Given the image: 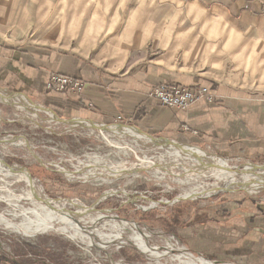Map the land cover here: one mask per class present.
Returning <instances> with one entry per match:
<instances>
[{
  "label": "rangeland",
  "instance_id": "1",
  "mask_svg": "<svg viewBox=\"0 0 264 264\" xmlns=\"http://www.w3.org/2000/svg\"><path fill=\"white\" fill-rule=\"evenodd\" d=\"M8 3L0 0V30L3 31L2 34L0 32V85L6 89L0 97V136L7 135L19 146H13L8 138L5 139L0 146V158L9 166L17 165L19 170L28 167L37 189H28L30 194L21 196L16 207L17 212L27 214L28 222L34 219L30 224L8 213L13 208L1 198L7 197L8 191L0 189V215L12 224L8 225L0 218V264H264V188L250 193L241 190L205 191L203 196L196 199L169 198L165 204L143 209L133 202L148 206L171 195H186L195 190L200 193L204 186L202 182L212 181L213 178L201 177L197 181L184 179L188 176L186 169L199 165L195 161L184 160L185 170L163 163L176 175L153 167L152 163L148 168L140 169V163L144 164L147 159L161 164V155L166 156V151L176 148L162 147L146 139L134 140L132 135L121 131L123 136L115 137L95 128L58 122L46 110L30 105L29 101L43 103L34 101L28 94L21 93L22 96L18 97L10 93L19 92L13 89L15 86L26 88V83L20 77L21 71L14 66L16 60L13 56L18 52L21 55L19 59L24 58L22 53L27 44L16 48L4 44V41H11L9 37L15 26L10 22L11 18L17 16L15 12L5 10ZM51 73L62 72H49V75ZM78 79L85 86V81ZM82 92L76 95L81 96ZM86 106L88 109L94 108L90 101ZM118 116L122 118L120 114ZM122 120L113 124L136 128L129 120ZM180 132L199 135L197 129L187 124L180 125ZM115 138L131 146L133 152L108 142ZM170 139L212 150L189 137ZM27 148L41 159L53 162V165H40ZM212 151L232 164L264 162V154L249 158ZM206 160L216 163L209 158ZM120 163L125 164L126 168L115 169L114 166ZM137 169L140 171L134 172ZM213 170L192 172L197 173L193 176L198 178L202 175L212 176ZM8 171L0 169V177L4 182H12V190L20 193V188L26 187L17 178V173L22 169L14 174ZM126 171L129 172L123 174ZM253 175L241 180L229 173L223 178L218 177L217 182L223 184L228 179L226 177L232 176L233 181L251 186L258 179L252 178ZM3 181L0 180V186L4 184ZM79 186L80 189L77 188ZM83 186L94 189H84ZM40 192L53 200L51 205L34 199V195ZM116 192L121 193L118 195ZM31 200L37 210L31 207L28 202ZM60 200L77 201L83 208L62 205ZM56 208L57 213L65 215H62L63 219L67 218L63 223L66 231L60 227L61 222L54 213ZM45 214L50 218L41 216ZM91 218H97V223H91ZM71 222L79 223L81 228L76 231ZM52 229H60L61 232ZM172 238L173 244L170 241Z\"/></svg>",
  "mask_w": 264,
  "mask_h": 264
},
{
  "label": "crops",
  "instance_id": "2",
  "mask_svg": "<svg viewBox=\"0 0 264 264\" xmlns=\"http://www.w3.org/2000/svg\"><path fill=\"white\" fill-rule=\"evenodd\" d=\"M6 1L17 16L2 41L27 44L24 58L13 56L26 83L15 91L61 117L113 124L120 114L144 133L222 155L264 154V0ZM49 72L83 79L82 95L46 90ZM163 81L206 87L214 100L163 107L149 95Z\"/></svg>",
  "mask_w": 264,
  "mask_h": 264
},
{
  "label": "water",
  "instance_id": "3",
  "mask_svg": "<svg viewBox=\"0 0 264 264\" xmlns=\"http://www.w3.org/2000/svg\"><path fill=\"white\" fill-rule=\"evenodd\" d=\"M4 90H6V89L0 87V97L3 96ZM10 93L13 95H16L18 97L22 96V94L20 92L11 91ZM29 102H30V105L36 106L38 108L41 107V108L45 109L50 114V116H52L53 118L57 119L60 122L79 124V125H82V126H85L88 128H95V129L101 131L102 133L107 132L108 134H111V135L113 134L112 136H115V137H118L117 133H115V128L122 127V124L103 123V122H99V121L90 119L89 117H73V116L61 117V116L56 115L51 109L47 108L43 104L35 103L33 101L32 102L29 101ZM140 133H141V136H140L141 139H146V140L153 142V143L156 142L157 144H159L162 147H166V145L164 143H168L169 146L176 148L178 150H183V148H187V147H195V148L201 150L204 154H207V155L217 159L219 162H221L222 166L224 167L225 170L223 169V167L219 168L217 170L214 169L211 172L212 176L202 175V176H199L198 178H195V179L192 178L191 176H185L184 179H193L196 181L199 180L201 177L204 179L213 178L212 181L202 182L204 184V186L202 187L203 191H201L202 193H197L195 195H190V194L184 195V193H181L179 195H171L168 198L155 201L156 202L155 205H148V206L147 205L144 206V205H141L139 203L133 202L134 200L127 197V199L131 200L138 207H141L143 209H148V208L153 207V206L165 204L171 198H173L172 200L196 199V198L203 196L205 191H209L211 193H217V192H221V191H229L230 192V191L241 190L245 193L246 192L250 193L252 191H256L258 189L264 188V162L263 163H247V162L238 163L237 162V163L232 164L225 157L220 156L219 154H217L216 152H214L210 149H208V150L203 149L199 145H193V144H189V143L178 142V141L171 140L165 136L147 134V133H144L142 131H140ZM7 138L10 140L9 142H11L13 146H19V144L17 142L12 140L7 135L6 136L5 135L0 136V146L2 145V143H4V140ZM158 139H162L163 142H158ZM27 149L29 152H31V154L38 161V163H40V165H43V166L53 165V162L45 161V160L41 159L38 155H36L33 150H31L30 148H27ZM27 170L29 171L28 167H27ZM229 173L232 176H234L235 178H240L241 180H243V178L247 179L248 176L254 174L253 175L254 177H252V178L258 177L259 180L258 181L256 180L255 184L251 185V186H246L245 184L233 181L234 178L232 176L226 177V179L227 178L228 179L226 181H223V184H219V182H217L219 180L218 177L223 178V176H225L226 174H229ZM216 186H218V188H216ZM77 188L80 189V186ZM91 188L94 189L91 186L84 187V189H91ZM209 192H207L205 194H208ZM116 193L119 195L121 192H116ZM146 206H147V208H144Z\"/></svg>",
  "mask_w": 264,
  "mask_h": 264
},
{
  "label": "bare ground",
  "instance_id": "4",
  "mask_svg": "<svg viewBox=\"0 0 264 264\" xmlns=\"http://www.w3.org/2000/svg\"><path fill=\"white\" fill-rule=\"evenodd\" d=\"M39 109H41V110H45V109H43V108H41V107H39ZM51 118L52 119H54V120H56V121H58L57 119H55V118H53L52 116H51ZM58 122H60V121H58ZM119 131H121V132H125V133H128L129 135H132L133 137V139L134 140H141V133H140V131L139 130H137L136 128H134V127H119V128H115V133H117V135H118V137H121V136H123V134L122 133H120ZM111 135V134H110ZM113 135V134H112ZM107 137V136H106ZM131 137V136H130ZM18 140V139H17ZM19 142H23V141H21L20 139L18 140ZM108 142L109 143H112V145H115L116 147H121V148H125V149H127V150H130V151H132L133 152V148H131V146H129L128 144H122V143H120V140H118L117 138H115V140L114 141H112V140H108ZM158 142H161V140L160 139H158ZM165 145H166V147L168 148V147H170V148H173V147H171V146H169V144L168 143H164ZM168 155V156H167ZM162 157L161 158H159L160 159V161H163V162H161V164L160 163H155V162H153V161H151L150 159H147L145 162H144V164L143 163H140V165H142V166H140L139 168L140 169H145V168H148L150 165H151V163H152V166L153 167H158V168H160V169H163L165 172H167V173H170V174H175L176 175V173L175 172H173V171H170V170H168L166 167H165V165H163V163H165L167 166H170L171 168H174V167H180V168H182V169H184L185 170V166L183 165V161L184 160H186V161H190V162H198V166H195V168H192V169H186L185 171L187 172V174H188V176L190 175H192L191 177L192 178H194V176L193 175H196L197 173H193L194 171L195 172H198V173H203V172H207V169L209 170H211V169H219V168H222L223 166H222V163H219V164H217V162H219L217 159H215V158H213V157H211V156H209V155H207V154H204L201 150H199V149H197V148H195V147H187V148H183V150H178V149H175V150H168V151H166V156H164V155H161ZM167 157L169 158V160L167 159ZM192 157V158H191ZM195 157V158H194ZM211 159L212 161H215L216 163H213V162H210V161H207L206 159ZM99 159V158H98ZM142 159H144V157H142ZM203 160H205V161H203ZM95 161V160H94ZM97 161H99V160H97ZM96 161V162H97ZM100 162V161H99ZM79 163H81V162H79ZM79 166H82V165H79ZM2 167V168H1ZM18 166L17 165H12V166H9V165H7L5 162H3L2 160H1V158H0V169L1 170H4V171H8V172H10L9 174H14V173H17V172H19V171H21V169H22V172H19V173H17V178L19 179V180H22L24 183H25V185H26V187L24 186L23 188H20L21 190H20V193H17V192H15L14 190H12V188H11V185H12V182H4L3 181V178L2 177H0V180L1 181H3L4 182V184L3 185H1L0 187H3V188H0V189H5V190H7L8 191V195H7V197H3V196H1V198H4L5 199V201L9 204V205H11L12 206V210H9L8 211V213L10 214V213H12L13 214V217H21L22 218V220H23V222L24 223H26V224H30V222H33V220L32 221H30V222H28V217H27V214L25 215V213H23V211L22 212H17L16 210V207H18V205H19V198L21 197V196H27V194H30V192L28 191V189H31V191H33V189H37L36 188V186H35V184H34V180H33V178L30 176V173L28 172V170L25 168H20V170H19V168H17ZM20 167H23V166H20ZM115 167V169H122V168H126V166H125V164H122V163H120V164H118V165H115L114 166ZM135 167H137V166H135ZM130 168H133V167H130ZM224 168V167H223ZM128 169V168H127ZM136 169V168H135ZM140 169H137L138 171H134V172H139L140 171ZM24 170V171H23ZM129 171H131V170H129ZM129 171H126V172H123V174H125V173H127V172H129ZM193 171V172H192ZM160 172V171H159ZM177 172V171H176ZM249 172V171H248ZM66 173V172H65ZM8 174V175H9ZM68 174V173H67ZM152 174V173H151ZM7 175V176H8ZM93 175V174H92ZM98 176V175H97ZM156 176H157V174H156ZM167 176V175H166ZM198 176V175H197ZM158 177H161V176H158ZM199 177V176H198ZM72 178V177H71ZM197 178V177H196ZM179 179V178H178ZM195 179V178H194ZM16 180V179H15ZM257 180H259V179H257ZM245 181V180H244ZM244 181H243V183H244ZM255 182L256 181H254L253 182V184H255ZM13 184H14V182H13ZM245 185H248V184H246V183H244ZM252 183H249V185H251ZM199 187V186H198ZM201 187V186H200ZM216 188H218V187H216ZM40 190V189H39ZM1 191V190H0ZM203 191V190H202ZM196 192V193H195ZM197 192H198V190H195V191H191V193H187V194H190V195H195V194H197ZM42 192H40V193H36L35 195H34V199L35 200H37V201H43L46 205H51L52 204V202H53V200L51 201L50 199H48L47 197H45L43 194H41ZM199 193V192H198ZM200 193H202V192H200ZM186 194V195H187ZM28 198V197H27ZM61 201V203H62V205H66V204H70V206L71 205H75V206H77L76 208H79V209H82L83 208V206L81 205V204H78V202L76 201V202H74V201H72V200H60ZM29 203H31V207H35L34 209H36L37 210V208H36V205L33 203V200H31V201H28ZM55 203V202H54ZM8 205V206H9ZM85 205V204H84ZM69 206V205H68ZM55 208V207H54ZM64 208V207H63ZM68 208V207H67ZM60 209V207L58 208V210ZM64 210V209H63ZM25 212H27V210H25ZM58 211H57V208L55 209V211H54V213H55V215H56V217H57V220L59 221V222H61V225H60V227L61 228H63L65 231H66V228L64 227V225H63V223H64V221L67 219L66 217V219H63V217H62V215H64V214H59V213H57ZM24 215V216H23ZM47 214H45V215H41V216H43V218L44 217H49L48 215L46 216ZM54 215V214H53ZM65 216V215H64ZM67 216V215H66ZM71 216H72V214H71ZM100 216V215H99ZM0 218H1V220L2 221H5L8 225H12L10 222H8V221H6V220H3L2 219V217H1V215H0ZM50 218V217H49ZM96 220H97V218H91V223H95L96 222ZM108 222V221H107ZM49 223V222H48ZM97 223V222H96ZM95 223V224H96ZM21 224V223H20ZM57 224V223H56ZM71 224H72V226L74 227V229L77 231L79 228H81V225L79 224V223H75V222H71ZM41 225H43L44 226V224H41ZM113 225V224H112ZM111 225V226H112ZM114 226V225H113ZM112 226V227H113ZM47 227H49V226H47ZM51 228H53V227H51ZM53 231H58V232H61V230L60 229H52ZM47 231V230H46ZM68 236H72V235H68ZM87 236H88V234H87ZM72 238V237H71ZM74 238V237H73ZM199 260V259H198ZM204 262V261H203ZM204 264V263H203Z\"/></svg>",
  "mask_w": 264,
  "mask_h": 264
},
{
  "label": "built area",
  "instance_id": "5",
  "mask_svg": "<svg viewBox=\"0 0 264 264\" xmlns=\"http://www.w3.org/2000/svg\"><path fill=\"white\" fill-rule=\"evenodd\" d=\"M83 86L82 80L62 73H51L46 82V89L49 91H69L74 94H80ZM149 95L161 106L178 110H184L196 101L211 102L213 99V95L206 87H188L170 82L155 85ZM117 120L121 121L122 118L118 116ZM184 129L187 130L186 127ZM173 240V238L170 240L171 244Z\"/></svg>",
  "mask_w": 264,
  "mask_h": 264
}]
</instances>
